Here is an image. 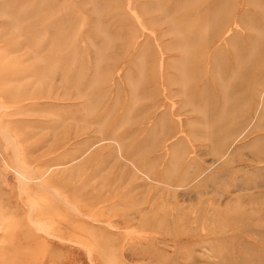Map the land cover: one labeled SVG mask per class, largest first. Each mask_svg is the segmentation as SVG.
Listing matches in <instances>:
<instances>
[{
    "label": "rangeland",
    "instance_id": "374dc122",
    "mask_svg": "<svg viewBox=\"0 0 264 264\" xmlns=\"http://www.w3.org/2000/svg\"><path fill=\"white\" fill-rule=\"evenodd\" d=\"M0 243L264 264V0H0Z\"/></svg>",
    "mask_w": 264,
    "mask_h": 264
},
{
    "label": "bare ground",
    "instance_id": "6f19581e",
    "mask_svg": "<svg viewBox=\"0 0 264 264\" xmlns=\"http://www.w3.org/2000/svg\"><path fill=\"white\" fill-rule=\"evenodd\" d=\"M126 235V234H125ZM1 244V243H0ZM192 255V254H191Z\"/></svg>",
    "mask_w": 264,
    "mask_h": 264
}]
</instances>
